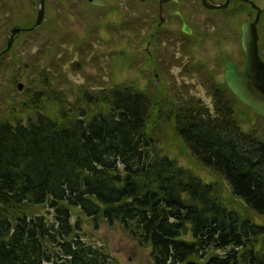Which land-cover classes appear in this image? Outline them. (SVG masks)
<instances>
[{"label": "trees", "instance_id": "trees-1", "mask_svg": "<svg viewBox=\"0 0 264 264\" xmlns=\"http://www.w3.org/2000/svg\"><path fill=\"white\" fill-rule=\"evenodd\" d=\"M29 68L20 113L0 117V264H118L82 240L79 216L119 227L153 264H264V134L242 129L252 111L228 90L211 117L198 101L74 88L56 66L53 86ZM163 125L215 181L162 153Z\"/></svg>", "mask_w": 264, "mask_h": 264}, {"label": "rangeland", "instance_id": "rangeland-1", "mask_svg": "<svg viewBox=\"0 0 264 264\" xmlns=\"http://www.w3.org/2000/svg\"><path fill=\"white\" fill-rule=\"evenodd\" d=\"M32 1L36 3L38 0ZM178 1L174 8L182 14L183 22L193 33L189 38L183 37L179 19H172L162 27V35L169 32L167 38L171 39L168 43L171 55L166 60L161 53L162 45L154 46L156 43L150 49L147 47L155 22V7L151 2L101 0L100 7H91L82 0H46L42 27L34 33L21 34L12 50L1 58L4 62L0 63V117L12 112L20 113L18 108H21L20 101L26 98L28 81L39 77V73L30 75L29 67L33 64L39 71L45 69L53 86L59 78L54 72L56 66L58 74L66 77L74 88L99 90L128 86L150 95L152 101H161L167 94L174 101L179 98L187 105L198 101L211 117H215L210 94L225 91L222 86L215 85L222 82V62L233 61L239 69L243 68L241 25L253 20L255 13L239 2H231L226 10L210 12L201 6L199 0ZM249 1L264 10V0ZM34 19L35 12L29 0H0V50L4 49V34L9 27L15 24L28 27ZM257 31L259 54L263 57L264 14ZM188 59L189 69L184 71ZM196 64L201 66L199 71ZM18 83L23 85L21 92L16 89ZM210 85H214L215 90ZM241 109L245 111V118L239 119L243 123L242 129L250 132L257 128L254 131L264 134V119ZM158 129L157 144L163 154L201 179L209 181L212 176V181H215L214 175L192 161L168 125ZM220 186L223 190L220 197L230 203L226 184L220 182ZM243 209L240 208L241 211ZM31 211L51 216L46 206ZM79 218L82 221V240L104 249L116 263L153 264L149 248L139 247L119 227L108 226L103 221L94 227L89 219Z\"/></svg>", "mask_w": 264, "mask_h": 264}, {"label": "water", "instance_id": "water-1", "mask_svg": "<svg viewBox=\"0 0 264 264\" xmlns=\"http://www.w3.org/2000/svg\"><path fill=\"white\" fill-rule=\"evenodd\" d=\"M44 1L39 0L38 4L34 7L36 11V19L34 26L30 29L38 28L44 21ZM89 5L101 6V0H83ZM143 2L144 0H139ZM160 6V15L165 17L169 14L177 15L164 11L163 5L175 2V0H156ZM232 1L242 2L249 4L255 11L253 20L245 22L241 25L240 43L243 53L245 55V66L241 73H239L232 63L226 64L224 73V82L237 97V99L246 107H248L256 116L264 119V63L258 55V31L257 25L259 18L264 10H261L254 3L249 0H225L222 3H216L213 0H201L202 6L209 11L212 10H225L229 3ZM20 28L14 26L8 36L6 48L3 53L10 50L15 37L19 34ZM17 90L22 91L23 85L17 84Z\"/></svg>", "mask_w": 264, "mask_h": 264}, {"label": "flooded vegetation", "instance_id": "flooded-vegetation-1", "mask_svg": "<svg viewBox=\"0 0 264 264\" xmlns=\"http://www.w3.org/2000/svg\"><path fill=\"white\" fill-rule=\"evenodd\" d=\"M30 1V3H31V6H32V9L34 10V12H35V19H36V11H35V6L38 4V2H39V0L35 3V2H33L32 0H29ZM83 1V0H82ZM139 1V0H138ZM146 1H148V2H151L152 4H153V6L155 7V22L153 23V25H152V29H151V33H150V37H149V40L150 41H148L149 43L147 44V47L150 49V46L153 44H156V45H154V46H157V47H159L160 45H162L163 47L161 48V53H163L164 55H165V59L167 60V59H169L170 58V55H171V49L168 47L169 46V42L171 41V39H168L167 37L169 36V32H167V34H165V35H162V33H163V31L164 30H162V27H166V25L169 23V21L170 20H172V19H179V21H180V23H181V28H180V34L181 35H183V37H187V38H189V37H191V35H192V33H193V31H192V29L189 27V26H187L184 22H183V17H182V14L178 11V9H175L174 7L176 6H178V0H175V2H172V3H169V4H165V5H163L162 6V8L164 9V11H166V12H169V13H175V14H177V15H171V14H169V15H167V16H165L164 18L163 17H161V15H160V6H159V3L156 1V0H144L143 2H140L139 1V3H141V4H144ZM200 1V4H201V0H199ZM214 1V0H213ZM83 2H85V1H83ZM214 2H216V1H214ZM225 2V1H224ZM232 2H237V1H232ZM45 3H46V0L44 1V21H43V23L38 27V28H36V29H33V30H30L33 26H34V24H35V19H34V23L31 25V26H24V25H20V24H15V25H12L11 27H9V29H7L6 31H5V34H4V41H3V43H4V49L6 48V44H7V36H8V34H9V32H10V30L14 27V26H18L19 28H20V32H19V34L15 37V39H14V41H13V44H12V46H11V48H10V50L9 51H11L12 50V48H13V46H14V44H15V42H17L18 41V39L20 38V35L21 34H23V33H28V34H31V33H34V32H36V31H38L41 27H42V25L45 23ZM86 3V2H85ZM216 3H222V2H216ZM231 3V2H230ZM229 3V4H230ZM239 3H241V4H243V5H245V6H249L250 7V5L249 4H244V3H242V2H239ZM87 4V3H86ZM89 5V4H88ZM91 6V5H90ZM201 6H202V4H201ZM91 7H94L93 5L91 6ZM203 7V6H202ZM96 8H98V7H96ZM204 8V7H203ZM228 8V7H227ZM226 8V9H227ZM205 9V8H204ZM225 9V10H226ZM250 9L252 10V11H254L251 7H250ZM206 10V9H205ZM207 11H209V10H207ZM215 11H222V10H212V11H210V12H215ZM254 13H255V11H254ZM264 14V12H262L261 13V15H260V18H259V21H260V19H261V17H262V15ZM255 15V14H254ZM249 22V21H248ZM259 23V22H258ZM161 35V36H160ZM187 38H184V39H187ZM159 40H161L160 42H159ZM258 55H259V57H260V59H261V61L264 63V55H263V57L262 56H260V54H259V37H258ZM3 49V50H4ZM3 50H0V57L1 56H4L5 54H7V53H9V51L8 52H6V53H3ZM241 50H242V48H241ZM151 51V50H150ZM242 52H243V50H242ZM244 54V53H243ZM146 55L148 56L149 54L148 53H146ZM191 55V54H190ZM151 57H152V54L150 55ZM244 57H245V55H244ZM245 62H246V59H245ZM245 62H244V64H243V68L242 69H239L237 66H236V64L233 62V61H229V60H227V61H223L222 63H223V66H224V73H225V69H226V64L227 63H232L234 66H235V68H236V70L239 72V73H241L242 71H243V69H244V66H245ZM190 64V61H189V59H188V61H186L185 62V70L184 71H186L187 69H189V67H188V65ZM196 68L198 69V71H199V69L201 68V66L200 65H198V64H196ZM191 73V72H190ZM224 73H223V75H222V82H219V83H215V85L217 86V87H219V85H220V87L219 88H221V86H222V89H224L225 91H226V93H227V90L237 99V97L231 92V90L228 88V86L225 84V82H224ZM157 77V75H155V78ZM211 87H213L214 88V85H210ZM214 90H215V88H214ZM213 98H212V100H213V106H217V100H216V97L215 96H218L219 94H216L215 96H213V94L211 93L210 94ZM238 100V99H237ZM239 101V100H238ZM240 102V101H239ZM241 103V102H240ZM242 104V103H241ZM243 105V104H242Z\"/></svg>", "mask_w": 264, "mask_h": 264}]
</instances>
